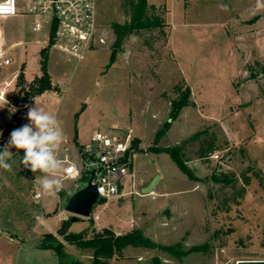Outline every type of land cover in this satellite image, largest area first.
I'll return each mask as SVG.
<instances>
[{
    "label": "rangeland",
    "instance_id": "rangeland-1",
    "mask_svg": "<svg viewBox=\"0 0 264 264\" xmlns=\"http://www.w3.org/2000/svg\"><path fill=\"white\" fill-rule=\"evenodd\" d=\"M122 1L97 0L96 40L82 59L46 45V31L31 29L34 15L2 22L6 42L23 44L0 80L20 67L32 83L42 73V50L49 47L48 71L58 93L28 94L16 123L15 104L24 95L16 91L17 76L0 101V150L13 129L29 123L28 108L37 105L56 116L66 137L81 144L95 131L130 132L134 177L125 196L98 203L90 217L72 221L65 208L69 196L61 189L37 199L32 182L40 173L21 163L23 150L10 148L11 169H0V264H60L53 250L39 247L48 233L66 243L69 255L92 264L91 251L63 239L59 231L66 220L69 232L85 231L87 237L104 228L116 234L139 228L162 244L180 243L185 250L206 246L185 256L127 246L110 264L264 259V9H256V0H149L164 6V32L130 36L107 66L115 39L111 24L129 18ZM187 87L189 104L159 133L172 102ZM208 143L215 150L199 157ZM175 145H182L192 177L164 151ZM213 174L232 182H216ZM152 182L153 191L145 193ZM61 183L72 190L75 183L85 185L80 179Z\"/></svg>",
    "mask_w": 264,
    "mask_h": 264
},
{
    "label": "built area",
    "instance_id": "built-area-1",
    "mask_svg": "<svg viewBox=\"0 0 264 264\" xmlns=\"http://www.w3.org/2000/svg\"><path fill=\"white\" fill-rule=\"evenodd\" d=\"M18 14L36 16L31 25L32 31H46V45L77 59H82L94 47L99 24L97 0H0V72L15 62L13 51L23 44L18 41L9 45L2 29L5 19ZM19 69L16 68L0 80V101L6 100L12 83L19 75ZM56 93L58 91L53 92ZM62 131L65 140L59 147L58 157L63 161V169L56 178L60 181L80 179L85 182L84 186L75 183V190L62 186L69 197L89 181L96 185L98 192L94 206L101 200L120 198L128 193L134 177L130 132L110 134L95 131L86 143L81 144L66 137ZM41 175H37L32 182L37 199H42L44 194L38 179Z\"/></svg>",
    "mask_w": 264,
    "mask_h": 264
},
{
    "label": "trees",
    "instance_id": "trees-1",
    "mask_svg": "<svg viewBox=\"0 0 264 264\" xmlns=\"http://www.w3.org/2000/svg\"><path fill=\"white\" fill-rule=\"evenodd\" d=\"M122 8L129 18L123 23L113 22L111 24V29L115 39L111 45L110 62L107 66H111L116 61L118 53L123 51L124 42L130 36L155 29H159L161 32H164V28L167 25L165 15L160 13V11L164 10V6L151 3L149 0H123ZM51 41H53L52 38ZM48 48L49 47H46L42 50L41 75L36 77L32 83L27 84L24 71H20L16 83L17 92L24 93L28 88V94L33 93L34 96H36L46 90L58 91L56 85L52 83V79L48 71ZM27 85L29 86L27 87ZM190 94L191 91L189 87H187L185 91H182L181 97L172 102L170 118L164 124V128L162 129L163 131H160L159 133L167 130L170 127L172 120H175L178 117L181 109L189 104ZM133 145L138 148V141H135ZM214 150L215 148L213 145L208 143L207 147H202L200 149L199 157H206L208 153H211ZM164 151L171 156L174 162L184 173L190 177L193 176V173L185 165L186 161L184 160L182 145L166 147ZM212 178L216 182H232V179L227 176L220 177L213 174ZM61 193L64 195L65 192L62 190ZM104 201L105 200H101L100 202L102 203ZM69 224L70 220H66L60 228L59 232L61 233L63 239L68 244L75 245L83 251H91L92 264H110V259L116 255H121L123 249L127 246L157 248L178 256H185L190 252L198 251L206 247L205 245H194L185 250L181 248L180 243L175 245L162 244L146 236L143 230L139 228L133 229L124 234H116L113 230L104 228L102 231L94 233L93 236L87 237L85 231L69 232ZM39 247L53 250L54 253L57 254L60 264H84L80 259L69 255L66 251V243L63 240L58 239L54 234H45L40 241ZM155 260L158 261V258L155 257ZM155 264H158V262Z\"/></svg>",
    "mask_w": 264,
    "mask_h": 264
},
{
    "label": "clouds",
    "instance_id": "clouds-1",
    "mask_svg": "<svg viewBox=\"0 0 264 264\" xmlns=\"http://www.w3.org/2000/svg\"><path fill=\"white\" fill-rule=\"evenodd\" d=\"M221 7L225 10L227 8L226 5ZM256 9H264V0H256ZM26 115L29 123L13 129L7 144L0 151V169H11L8 162L12 158L10 148L23 150L21 163L32 173H41L38 179L42 190L56 196L62 189V183L56 177L63 169L58 150L65 140L60 121L54 114L37 105L29 107Z\"/></svg>",
    "mask_w": 264,
    "mask_h": 264
},
{
    "label": "water",
    "instance_id": "water-1",
    "mask_svg": "<svg viewBox=\"0 0 264 264\" xmlns=\"http://www.w3.org/2000/svg\"><path fill=\"white\" fill-rule=\"evenodd\" d=\"M28 97V92L25 91L21 99L15 104L16 112L14 120L16 123L20 122L19 114L25 107V101ZM94 172H92V175ZM155 182H152L147 188L144 189L145 193L153 191ZM98 192L96 185L89 183L71 195L66 203V210L73 214L72 221L78 220L81 217H90L94 204L97 202ZM237 264H264V259H240Z\"/></svg>",
    "mask_w": 264,
    "mask_h": 264
}]
</instances>
